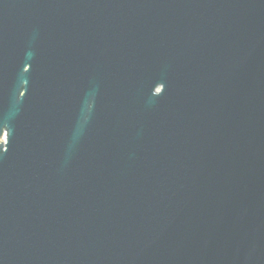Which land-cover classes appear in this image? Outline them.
<instances>
[{
    "label": "water",
    "instance_id": "1",
    "mask_svg": "<svg viewBox=\"0 0 264 264\" xmlns=\"http://www.w3.org/2000/svg\"><path fill=\"white\" fill-rule=\"evenodd\" d=\"M13 54L0 264H264V0H0Z\"/></svg>",
    "mask_w": 264,
    "mask_h": 264
}]
</instances>
